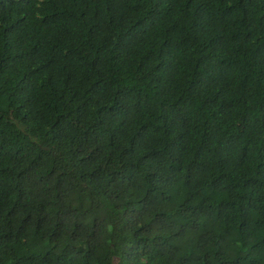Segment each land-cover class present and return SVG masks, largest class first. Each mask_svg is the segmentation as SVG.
Listing matches in <instances>:
<instances>
[{
  "label": "trees",
  "instance_id": "1",
  "mask_svg": "<svg viewBox=\"0 0 264 264\" xmlns=\"http://www.w3.org/2000/svg\"><path fill=\"white\" fill-rule=\"evenodd\" d=\"M0 264H264V0H0Z\"/></svg>",
  "mask_w": 264,
  "mask_h": 264
}]
</instances>
